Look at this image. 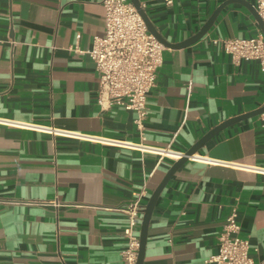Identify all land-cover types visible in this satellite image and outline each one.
Here are the masks:
<instances>
[{"label":"crops","instance_id":"crops-1","mask_svg":"<svg viewBox=\"0 0 264 264\" xmlns=\"http://www.w3.org/2000/svg\"><path fill=\"white\" fill-rule=\"evenodd\" d=\"M139 1L156 31L178 42L224 0ZM103 16L101 0H0V118L29 124L0 123V264H120L121 208L143 184L145 204L174 161L129 144L185 152L264 104L259 63L235 61L211 41L260 30L231 2L197 41L164 45L140 134L132 110H101L95 100L98 73L86 50L103 34ZM196 153L201 159L181 164L155 201L142 264H216L208 259L232 206L250 256L263 260L264 175L248 168L264 166L261 116L229 124Z\"/></svg>","mask_w":264,"mask_h":264},{"label":"built area","instance_id":"built-area-1","mask_svg":"<svg viewBox=\"0 0 264 264\" xmlns=\"http://www.w3.org/2000/svg\"><path fill=\"white\" fill-rule=\"evenodd\" d=\"M101 3L104 8V32L102 35L93 36L91 46L86 50L98 73L95 100L101 110L114 105L132 110L135 113L133 119L135 127L142 134L143 120L149 113L147 93L155 85L157 68L162 63L161 53L164 45L150 33L130 0H101ZM254 7L264 22V0H255ZM211 41L230 54L235 61L256 60L260 70L264 72V36L261 30L251 37H215ZM259 115L264 122V111ZM0 123L18 127L29 126L23 122L4 118H0ZM39 128L53 134L86 136L53 127ZM99 139L123 144L106 138ZM129 145L172 160L182 156H186L189 160L201 159L196 152L186 155L184 151L169 146L159 148L143 145L141 142L138 145ZM228 164L238 166V164ZM248 168L264 175V166ZM146 195V186L143 184L132 193L126 205L121 208L126 215V223L122 229L126 244L121 251L120 264L136 262L139 246L138 229L144 206L143 199ZM52 203L58 204L57 200ZM217 239L218 250L216 254L210 256L209 261L216 264H264V259L258 262L252 259L248 240L240 236L236 206L230 208Z\"/></svg>","mask_w":264,"mask_h":264},{"label":"water","instance_id":"water-1","mask_svg":"<svg viewBox=\"0 0 264 264\" xmlns=\"http://www.w3.org/2000/svg\"><path fill=\"white\" fill-rule=\"evenodd\" d=\"M141 17L143 18L145 25L147 29L156 37L163 45L169 46V47H183L186 45H189L198 39H200L212 26L215 18L217 17L218 13L220 10L227 4L231 2H240L244 4V6L247 7V9L251 12L252 16L257 22V25L259 26L261 32L263 33L264 36V22L260 15L257 13L255 7L250 3L247 2L246 0H224L221 3H219L216 8L212 11V13L208 16V18L204 21V23L200 26V28L190 35L189 37L178 41V42H168L165 40L155 29V27L151 24L149 21L146 13L144 12L143 8L141 7L140 1L139 0H130ZM264 111V104L254 108L252 110H249L247 112L241 113L239 115L227 118L223 120L222 122L218 123L211 129H209L206 133H204L198 140H196L186 151V155H190L194 152L197 151V149L212 135H214L216 132L221 130L222 128L228 126L229 124H232L235 121H238L240 119L246 118V117H251L254 115H258ZM187 160L186 156H182L179 159H176L172 162V164L169 166L167 171L165 172L164 176L160 180V182L157 184V186L152 190L150 193L146 203L144 204L142 208V215H141V220H140V226H139V246H138V252H137V258L135 264H142L143 262V255H144V249H145V242H146V235H147V227L149 224V219L155 204V201L161 192L162 188L164 185L167 183L171 175L175 172V170L183 164Z\"/></svg>","mask_w":264,"mask_h":264}]
</instances>
